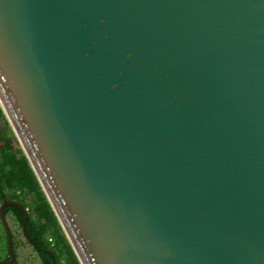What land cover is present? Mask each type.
Segmentation results:
<instances>
[{
  "label": "water",
  "instance_id": "1",
  "mask_svg": "<svg viewBox=\"0 0 264 264\" xmlns=\"http://www.w3.org/2000/svg\"><path fill=\"white\" fill-rule=\"evenodd\" d=\"M0 111L79 264H264V0H0Z\"/></svg>",
  "mask_w": 264,
  "mask_h": 264
},
{
  "label": "trees",
  "instance_id": "2",
  "mask_svg": "<svg viewBox=\"0 0 264 264\" xmlns=\"http://www.w3.org/2000/svg\"><path fill=\"white\" fill-rule=\"evenodd\" d=\"M13 142L15 140L0 111V203L4 199H10L27 208L25 232L32 242L26 241L36 253L39 264H79L66 245L51 209L16 142ZM3 212L5 216L10 214L22 227L23 214L17 207L6 205ZM0 250L5 251L4 260L8 259L7 240L2 228ZM13 250L16 261L11 264H18L14 241Z\"/></svg>",
  "mask_w": 264,
  "mask_h": 264
},
{
  "label": "rangeland",
  "instance_id": "3",
  "mask_svg": "<svg viewBox=\"0 0 264 264\" xmlns=\"http://www.w3.org/2000/svg\"><path fill=\"white\" fill-rule=\"evenodd\" d=\"M13 143L15 144V142ZM6 219L13 234V241L16 247L18 264H39V260L37 258L36 253L32 249L31 245L28 244L27 241L22 236L21 227L18 225V223L14 220V218L10 214L6 216ZM1 228L3 229V226H1ZM4 259H5V251L0 250V260H4Z\"/></svg>",
  "mask_w": 264,
  "mask_h": 264
}]
</instances>
